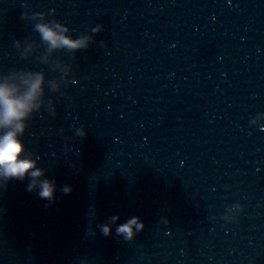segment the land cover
<instances>
[{
    "label": "water",
    "instance_id": "water-1",
    "mask_svg": "<svg viewBox=\"0 0 264 264\" xmlns=\"http://www.w3.org/2000/svg\"><path fill=\"white\" fill-rule=\"evenodd\" d=\"M38 77L0 264H264V0H0V85Z\"/></svg>",
    "mask_w": 264,
    "mask_h": 264
},
{
    "label": "clouds",
    "instance_id": "clouds-1",
    "mask_svg": "<svg viewBox=\"0 0 264 264\" xmlns=\"http://www.w3.org/2000/svg\"><path fill=\"white\" fill-rule=\"evenodd\" d=\"M41 32L53 46L61 44L69 48H78L84 46L86 42V38L72 40L57 35L46 26H41ZM39 88V77L30 84L28 91L21 97L11 96L8 87L0 85V129H7L10 125H14V130L0 132V175L2 176L23 177L25 171L33 165V161L20 156L22 145L16 134L22 129L23 125L19 121L30 110L31 101ZM30 175L35 176L37 173L33 172ZM50 191L49 186L45 184L42 195L48 196Z\"/></svg>",
    "mask_w": 264,
    "mask_h": 264
}]
</instances>
